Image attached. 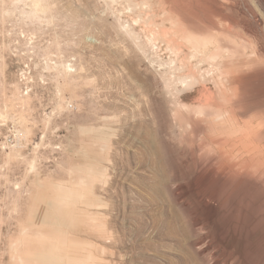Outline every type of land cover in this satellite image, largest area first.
I'll return each mask as SVG.
<instances>
[{
    "label": "rangeland",
    "instance_id": "rangeland-1",
    "mask_svg": "<svg viewBox=\"0 0 264 264\" xmlns=\"http://www.w3.org/2000/svg\"><path fill=\"white\" fill-rule=\"evenodd\" d=\"M255 98L264 0H0V264H264Z\"/></svg>",
    "mask_w": 264,
    "mask_h": 264
},
{
    "label": "bare ground",
    "instance_id": "bare-ground-1",
    "mask_svg": "<svg viewBox=\"0 0 264 264\" xmlns=\"http://www.w3.org/2000/svg\"><path fill=\"white\" fill-rule=\"evenodd\" d=\"M256 22H259V21L256 20ZM207 26L208 27H212L213 26V23L209 21V22H207ZM247 29H245L246 32H247V34L252 37L253 36L252 30H249V29L247 30ZM243 102H244L243 103L244 110L249 111V112H253V113H257V114H260L261 116H263L264 112H263V109H261V108H263L264 105L261 103L260 98H257V99L256 98L255 99H248V100L243 101ZM251 125H253V123H251ZM255 125L257 127L260 126V127L264 128V123H263V121H261V119L260 120L257 119ZM259 133H260V131H259ZM261 141H262V139H261ZM260 148H261V146H260ZM191 155H192L191 158L193 160L194 168H195L196 172H198L200 176L202 175L201 176V182L209 183V182H212V181H216L219 178L220 175L217 172L218 169H217V171L214 170V169H212L214 167V166H212V161H210V162H204V161H201V158L200 157H198L199 159H198V162H197V160L195 159L196 158L195 155L193 153ZM212 159H213V157H212ZM159 185H164V182L163 183L160 182ZM150 189L151 190H154L151 187H150ZM153 202H155V201H152V203ZM156 205L160 209L159 212H160V216L161 217L159 216L155 220V222L153 223L154 224V227H157V228L160 227L162 229L161 235L168 236L172 240H175L176 241L175 242V245H176V247L179 250V254H177V256H176L177 259H178V264H196V261L194 259V256H193V254H191L192 251H190L191 253H189V250L191 248H188V246L183 241L178 240L179 236H181V234L183 233V231H182V229L179 226H177L178 225V219H177V217L175 215H172V214L168 213L165 210V207H163V205H159L157 203H156ZM170 263H171V261H169V264Z\"/></svg>",
    "mask_w": 264,
    "mask_h": 264
}]
</instances>
